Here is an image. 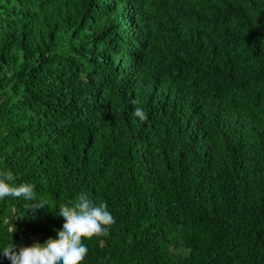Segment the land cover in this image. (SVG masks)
<instances>
[{
    "label": "trees",
    "instance_id": "1",
    "mask_svg": "<svg viewBox=\"0 0 264 264\" xmlns=\"http://www.w3.org/2000/svg\"><path fill=\"white\" fill-rule=\"evenodd\" d=\"M0 169V246L85 191L84 264H264V0H0Z\"/></svg>",
    "mask_w": 264,
    "mask_h": 264
},
{
    "label": "clouds",
    "instance_id": "2",
    "mask_svg": "<svg viewBox=\"0 0 264 264\" xmlns=\"http://www.w3.org/2000/svg\"><path fill=\"white\" fill-rule=\"evenodd\" d=\"M9 198L32 202L35 209L47 205L39 198L33 184H17L11 172L0 169V200ZM56 209L62 228L55 230V239L50 237L43 243L35 242L17 251L12 244L15 226L11 222L8 225L11 242L0 246V255L7 257L11 264H84L88 254L86 242L108 233L114 223L112 213L105 202L94 201L85 191L77 193L70 204Z\"/></svg>",
    "mask_w": 264,
    "mask_h": 264
}]
</instances>
